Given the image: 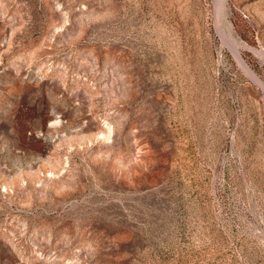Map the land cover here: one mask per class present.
Here are the masks:
<instances>
[{
  "label": "rangeland",
  "instance_id": "374dc122",
  "mask_svg": "<svg viewBox=\"0 0 264 264\" xmlns=\"http://www.w3.org/2000/svg\"><path fill=\"white\" fill-rule=\"evenodd\" d=\"M0 264H264V0H0Z\"/></svg>",
  "mask_w": 264,
  "mask_h": 264
},
{
  "label": "bare ground",
  "instance_id": "6f19581e",
  "mask_svg": "<svg viewBox=\"0 0 264 264\" xmlns=\"http://www.w3.org/2000/svg\"><path fill=\"white\" fill-rule=\"evenodd\" d=\"M235 54H236V57H237V59L239 60V62L255 77V79L257 80V81H260L259 79H258V77H256L254 74H253V72L251 71V69L249 68V65L244 61V59H243V57L238 53V52H236L235 51ZM262 83V82H261Z\"/></svg>",
  "mask_w": 264,
  "mask_h": 264
}]
</instances>
